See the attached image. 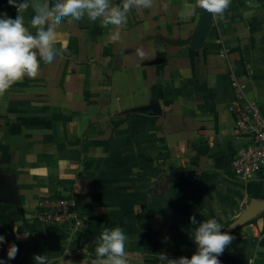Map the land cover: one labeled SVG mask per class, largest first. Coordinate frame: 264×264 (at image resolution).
<instances>
[{
    "label": "crops",
    "instance_id": "crops-1",
    "mask_svg": "<svg viewBox=\"0 0 264 264\" xmlns=\"http://www.w3.org/2000/svg\"><path fill=\"white\" fill-rule=\"evenodd\" d=\"M0 0L30 32L51 25V59L0 92V256L5 264H101L100 233L128 235V264L191 257L195 225L217 218L235 239L222 264H264V179L229 160L249 141L235 100L264 115V0H231L195 42L198 0L134 4L126 22L53 21L47 0ZM121 0H111V6ZM65 196L73 218L44 226L37 202ZM15 229V230H14ZM222 229V231H225ZM24 233H28L27 236ZM18 245L14 259L6 247Z\"/></svg>",
    "mask_w": 264,
    "mask_h": 264
},
{
    "label": "clouds",
    "instance_id": "clouds-1",
    "mask_svg": "<svg viewBox=\"0 0 264 264\" xmlns=\"http://www.w3.org/2000/svg\"><path fill=\"white\" fill-rule=\"evenodd\" d=\"M22 2V0H21ZM231 0H198L201 8L213 14H223ZM9 5H17L18 0H8ZM150 6V0H121V5L111 6V0H47L41 10V16H50L53 21L61 17H72L76 20L85 15L91 21L102 19L104 26L121 25L126 22L127 12L134 5ZM51 25L42 26L36 32H30L24 23V17L18 14L15 18L6 12H0V92L8 89L25 73L32 74L37 70V51L41 59H51L53 38ZM195 225L193 237L196 250L191 257L170 258L165 252L158 256L160 264H222L219 256L234 239V235L225 229L217 218L198 221L195 215L190 217ZM15 230V229H14ZM25 236L28 233H24ZM4 240L0 232V241ZM129 237L119 226L105 228L99 236L96 255L101 264H128L126 246ZM18 245L10 242L6 247L8 259H14ZM35 264H50L45 255L33 257ZM0 264H5V257L0 256ZM248 264H253L248 259Z\"/></svg>",
    "mask_w": 264,
    "mask_h": 264
},
{
    "label": "built area",
    "instance_id": "built-area-1",
    "mask_svg": "<svg viewBox=\"0 0 264 264\" xmlns=\"http://www.w3.org/2000/svg\"><path fill=\"white\" fill-rule=\"evenodd\" d=\"M235 100L238 129L249 135L246 145L230 160L233 174L242 181L264 179V115L255 103ZM73 202L65 196H47L37 202L36 217L44 226H62L73 218Z\"/></svg>",
    "mask_w": 264,
    "mask_h": 264
},
{
    "label": "water",
    "instance_id": "water-1",
    "mask_svg": "<svg viewBox=\"0 0 264 264\" xmlns=\"http://www.w3.org/2000/svg\"><path fill=\"white\" fill-rule=\"evenodd\" d=\"M213 15L212 13L208 12L206 9L203 12L202 19L199 25V29L196 34L195 42L197 44H201L209 31L212 25ZM241 220L235 221L230 226H228L225 231L232 232L239 224Z\"/></svg>",
    "mask_w": 264,
    "mask_h": 264
},
{
    "label": "trees",
    "instance_id": "trees-1",
    "mask_svg": "<svg viewBox=\"0 0 264 264\" xmlns=\"http://www.w3.org/2000/svg\"><path fill=\"white\" fill-rule=\"evenodd\" d=\"M155 264H159V263L155 262Z\"/></svg>",
    "mask_w": 264,
    "mask_h": 264
}]
</instances>
